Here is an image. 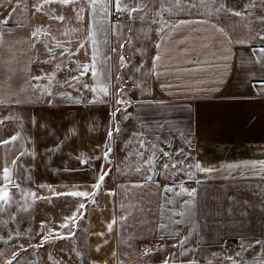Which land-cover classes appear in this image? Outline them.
Here are the masks:
<instances>
[{
    "label": "rangeland",
    "instance_id": "rangeland-1",
    "mask_svg": "<svg viewBox=\"0 0 264 264\" xmlns=\"http://www.w3.org/2000/svg\"><path fill=\"white\" fill-rule=\"evenodd\" d=\"M114 4L0 0V192L9 193L0 200V264H261L236 263L225 249L184 263L177 243L151 237L140 217L151 200L121 176L135 156L121 142L131 129L121 115L129 95L146 89L140 65L166 20L207 14L239 41L262 42L264 0H119L121 19L112 20ZM79 119L91 141L75 132ZM109 169L94 198L57 195L92 192Z\"/></svg>",
    "mask_w": 264,
    "mask_h": 264
},
{
    "label": "crops",
    "instance_id": "crops-1",
    "mask_svg": "<svg viewBox=\"0 0 264 264\" xmlns=\"http://www.w3.org/2000/svg\"><path fill=\"white\" fill-rule=\"evenodd\" d=\"M261 49L264 41H239L217 17H172L142 59L146 89L122 111L133 130L122 129L121 142L135 154L123 183L151 200L140 217L153 239L178 244L184 263L225 249L236 263L264 264V94L253 87L264 79ZM80 122L75 132L91 141L93 129L80 132Z\"/></svg>",
    "mask_w": 264,
    "mask_h": 264
},
{
    "label": "snow or ice",
    "instance_id": "snow-or-ice-1",
    "mask_svg": "<svg viewBox=\"0 0 264 264\" xmlns=\"http://www.w3.org/2000/svg\"><path fill=\"white\" fill-rule=\"evenodd\" d=\"M63 2L67 3L68 0H63ZM93 4H95L96 0H92ZM117 2V6L119 7V0H116ZM211 2V0H210ZM233 14L239 15L240 13L238 12H234ZM62 19V17H61ZM6 23V21H5ZM261 51H264V49H261ZM156 59H159V57H157ZM36 79H39V77H36ZM85 87H87V85H85ZM254 88H260L262 94H264V79L258 80L253 84ZM95 102V101H94ZM123 100H119L118 103H123ZM117 131H119V129H117ZM109 135H111V133H109ZM18 137H12L10 140L3 142L4 144H9L14 142L15 140H17ZM108 153L104 154V157L107 158ZM86 161H82V163H85ZM165 167H167V165H165ZM198 168H200L201 171H211V169L208 168H203L201 165H197ZM262 167H264V163H262ZM111 171V169H109L108 172H102L100 174L97 175L96 180L97 182L95 184L92 185L93 191L92 192H88V191H72V192H68V193H57V195L59 196H65V197H72V198H89L92 197L94 198L95 195L97 194V192L100 190L101 184H103L105 178L108 176L109 172ZM4 173H5V179L8 178V174H9V170L7 168L4 169ZM148 179L150 180L151 177H148ZM73 187H80V185L75 184L73 185ZM167 190H173V189H167ZM184 191L186 192L187 189H184ZM195 190H192V193L194 195ZM9 195L8 191H3L0 192V200H4L5 198H7ZM94 202V199H93ZM86 208V205L84 203H80L79 204V208L77 209V211H79L80 209H84ZM66 219H72L74 221L75 217H69ZM113 223H115V221H113ZM62 227H68L67 223H65L64 225H62ZM112 225H109V230H111ZM60 238H64V237H60ZM99 250V249H97ZM10 264V262H9Z\"/></svg>",
    "mask_w": 264,
    "mask_h": 264
},
{
    "label": "built area",
    "instance_id": "built-area-1",
    "mask_svg": "<svg viewBox=\"0 0 264 264\" xmlns=\"http://www.w3.org/2000/svg\"><path fill=\"white\" fill-rule=\"evenodd\" d=\"M112 20L114 19H121V15H118V12L114 9L111 15ZM235 243L234 241H230V245L233 246Z\"/></svg>",
    "mask_w": 264,
    "mask_h": 264
},
{
    "label": "bare ground",
    "instance_id": "bare-ground-1",
    "mask_svg": "<svg viewBox=\"0 0 264 264\" xmlns=\"http://www.w3.org/2000/svg\"><path fill=\"white\" fill-rule=\"evenodd\" d=\"M92 226H93V227L95 226V225H94V223H93V225H92Z\"/></svg>",
    "mask_w": 264,
    "mask_h": 264
}]
</instances>
